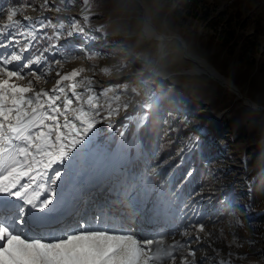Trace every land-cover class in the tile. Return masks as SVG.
<instances>
[{
  "label": "rangeland",
  "instance_id": "374dc122",
  "mask_svg": "<svg viewBox=\"0 0 264 264\" xmlns=\"http://www.w3.org/2000/svg\"><path fill=\"white\" fill-rule=\"evenodd\" d=\"M146 1L150 21L164 35L159 39L147 36L150 21L140 0H48L44 9L40 7L44 0H31L36 11L28 9L26 15L34 22L44 18L45 23L55 25L42 31H63L58 41L60 51L49 55L50 61L61 60L62 67L57 65L56 70L63 74L84 69L77 79L91 81L93 92L104 106L93 129L94 139L102 140L96 148L105 146L102 154L114 156L111 141L118 127L128 124L126 117L135 115V125L148 115L161 118L152 157L148 150L134 156L129 174L137 177V182L154 179L151 169L159 173L165 163L181 153L177 165L187 154L188 162L192 160L195 165L192 150H200L210 182L186 186L187 198L180 197L178 190L169 210L175 223L206 221V232L199 234L200 240L188 229L180 234L179 242H187L184 252L196 250L197 264H218L221 259L230 264H264V223L256 220L264 213V202L254 206L251 200L252 182L264 170V0ZM18 3L7 0L0 9L6 13ZM63 11L73 15L61 18ZM73 24L83 28V33L72 31L69 35ZM166 36H182L194 52L255 104L244 103L245 98L197 68L198 62L188 56L172 64L169 61L154 73L150 60L155 61L152 55L167 47ZM171 43V51L180 44L177 40ZM47 44L42 40L35 51ZM57 79L53 71L39 87L51 89ZM77 91L85 90L81 87ZM115 96L120 99L119 114L105 119L107 106H116ZM123 104L128 105L127 110H134L125 116ZM137 133L138 128L132 140H137ZM172 137L176 148L161 154L163 143ZM203 143L208 146L204 148ZM194 171L192 168L190 173Z\"/></svg>",
  "mask_w": 264,
  "mask_h": 264
},
{
  "label": "snow or ice",
  "instance_id": "6c2138e0",
  "mask_svg": "<svg viewBox=\"0 0 264 264\" xmlns=\"http://www.w3.org/2000/svg\"><path fill=\"white\" fill-rule=\"evenodd\" d=\"M47 4L44 0L41 9ZM28 9L36 11L31 0H19L6 13L0 9V21H6L0 23L4 50L0 51V264H149L157 250L153 245L164 242V235L141 239L130 228L109 224L103 211L89 218L76 210L77 170L87 166L96 148L93 129L104 106L91 81L77 79L84 69L63 74L56 70L57 65L62 67L61 60L50 61L49 55L60 51L58 41L64 33L42 31L55 25L44 18L34 22L26 15ZM72 31L84 29L73 24L68 34ZM42 40L48 41L47 46L34 51ZM53 71L59 77L55 85L40 88ZM81 87L84 93L77 91ZM119 100L113 97L116 106H107L105 119L119 114ZM123 108L126 111L128 105ZM142 123L140 119L137 127ZM156 174V168L150 170V175ZM135 190L137 177L129 174L118 195L133 205L148 199L147 189L131 196ZM151 197L168 199L175 193L162 186ZM187 228L200 240L207 225L194 219ZM169 247L172 251L161 250L175 262L181 246L174 241ZM195 256L196 250L189 248L180 264H196ZM218 264L230 261L221 259Z\"/></svg>",
  "mask_w": 264,
  "mask_h": 264
},
{
  "label": "bare ground",
  "instance_id": "6f19581e",
  "mask_svg": "<svg viewBox=\"0 0 264 264\" xmlns=\"http://www.w3.org/2000/svg\"><path fill=\"white\" fill-rule=\"evenodd\" d=\"M140 1L142 3L143 7H145V10H144V12L146 11L145 16L149 22L150 17L148 15L150 12L149 11L150 7L148 6V4H146L147 3L146 0H140ZM123 28H125V27H122L121 29H123ZM155 35H158V36H155ZM147 36L150 38H152V37L157 38L158 37V39L164 36L160 31H158V29L152 23V19H151L150 25L148 26V29H147ZM165 38L167 39V44H166L167 47L163 48V50L161 52H159V54L152 55L154 57L155 61L150 60V62H151L150 65L152 67L151 70L154 73L158 74L157 69L159 67H161L162 65H166V63H170L169 61H171V64H172L176 61L179 62L183 56H188V57H190V58H192L198 62L197 68L205 70L211 77H213L220 84H222V85L224 84V86H226L228 89L235 91L241 99L245 98L244 93H242L240 91L239 87H235L234 85L232 86V84L220 73V71L218 69H216L210 63L206 62V60L203 58V56L201 54L194 52L182 36H172L170 38L168 36H166ZM175 40H177L178 43H180V44L178 45L177 48H175V51H171L169 49L168 45H171L172 44L171 42H174ZM168 49H169V51H168ZM162 77H163V80L166 79L165 75H162ZM159 78H158V80H159ZM161 78H160V80H161ZM213 93H214V91L211 92V94H213ZM243 100H247V101H244V103H246V104H249V105L255 104L252 102V100H250L248 98H245ZM222 117H224V113H222Z\"/></svg>",
  "mask_w": 264,
  "mask_h": 264
},
{
  "label": "trees",
  "instance_id": "16d2710c",
  "mask_svg": "<svg viewBox=\"0 0 264 264\" xmlns=\"http://www.w3.org/2000/svg\"><path fill=\"white\" fill-rule=\"evenodd\" d=\"M161 123H162L161 118H158L157 115H149L147 122L140 129L141 140L143 144H145L150 149L154 148V146L158 141V138L160 136ZM204 143H207V141H205ZM204 143H203V147L206 148L208 144H204ZM176 144H177L176 141L172 137V139L168 140V142L163 143L164 146L161 148L162 151L161 154H165L169 150L174 149ZM252 195H253L252 203L254 204V206H258L260 205V203L264 202V170L252 182ZM256 220L259 223H264V213L258 215L256 217Z\"/></svg>",
  "mask_w": 264,
  "mask_h": 264
}]
</instances>
